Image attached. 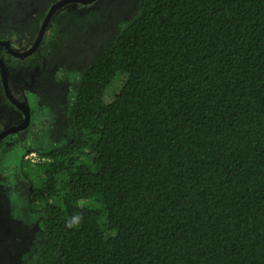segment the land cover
Returning <instances> with one entry per match:
<instances>
[{"label":"trees","instance_id":"16d2710c","mask_svg":"<svg viewBox=\"0 0 264 264\" xmlns=\"http://www.w3.org/2000/svg\"><path fill=\"white\" fill-rule=\"evenodd\" d=\"M120 27L32 166L21 264H264V0H144Z\"/></svg>","mask_w":264,"mask_h":264},{"label":"rangeland","instance_id":"374dc122","mask_svg":"<svg viewBox=\"0 0 264 264\" xmlns=\"http://www.w3.org/2000/svg\"><path fill=\"white\" fill-rule=\"evenodd\" d=\"M57 1L0 0V42H8L16 53L29 51ZM143 4L144 0L70 3L53 16L36 54L19 59L0 48L9 90L28 106L30 117L26 129L0 142V264H21L41 247L38 213L29 207L30 183L39 185L41 177L32 166L39 153L62 149L73 140L82 76L111 48L120 24L134 18ZM112 91L111 96L115 88ZM23 121L24 114L5 94L0 71V136Z\"/></svg>","mask_w":264,"mask_h":264},{"label":"water","instance_id":"95a60500","mask_svg":"<svg viewBox=\"0 0 264 264\" xmlns=\"http://www.w3.org/2000/svg\"><path fill=\"white\" fill-rule=\"evenodd\" d=\"M95 1L96 0H61L60 2L54 4L53 7L51 8L50 12L48 13L47 17L45 18V21H44L43 26L41 28V32H40L34 46L29 51H26L24 53H16L10 49V44L8 42H0V47H5L8 50V52L16 58H19V59L28 58L39 50V47H40V45L44 39L45 32L47 31V28H48L53 16L56 14V12L59 9H61L63 6L70 4V3L91 4ZM0 68H1L0 71L2 73L3 87H4L5 94H6L7 98L10 100L11 103H13L24 114L23 123L21 125H19L18 127L10 129L7 132L3 133L0 136V142H1L7 136H9L11 134L18 133V132L26 129L29 126L30 117H29L28 106L26 104L19 103L18 101H16L13 98V96L9 90V86H8V75H7L6 70H5L6 66L1 59H0Z\"/></svg>","mask_w":264,"mask_h":264},{"label":"flooded vegetation","instance_id":"af4514ba","mask_svg":"<svg viewBox=\"0 0 264 264\" xmlns=\"http://www.w3.org/2000/svg\"><path fill=\"white\" fill-rule=\"evenodd\" d=\"M60 1H61V0H58L56 3L60 2ZM56 3H54V4H56ZM93 3H94V2H93ZM67 5H68V4H67ZM67 5H65V6H67ZM65 6H63L62 8H64ZM62 8H61V9H62ZM59 10H60V9H59ZM59 10H58V11H59ZM58 11H57V12H58ZM57 12H56V13H57ZM0 48L5 49V47H0ZM5 50H7V49H5ZM7 51H8V50H7ZM7 51H6V52H7ZM38 51H39V50H38ZM38 51H37V52H38ZM37 52H36V53H37ZM36 53H34V54H36ZM9 54H10V53H9ZM10 56H13V55L10 54ZM20 125H21V124H20Z\"/></svg>","mask_w":264,"mask_h":264}]
</instances>
